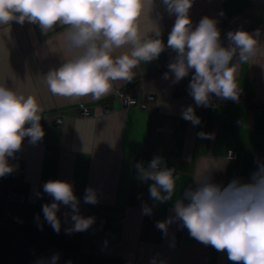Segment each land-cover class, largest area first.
<instances>
[{"label":"crops","instance_id":"1","mask_svg":"<svg viewBox=\"0 0 264 264\" xmlns=\"http://www.w3.org/2000/svg\"><path fill=\"white\" fill-rule=\"evenodd\" d=\"M156 4L152 18L158 21L166 46L176 17L160 0ZM189 16L193 27L205 16L216 19L225 47L227 33L240 29L259 30L264 46V0H193ZM62 31L57 25L45 34L38 25L12 22L11 39L0 38V81L37 99L45 133L35 144L23 141L21 150L9 158L18 167L0 178V264H50L56 254V264H237L228 259L226 250L198 242L185 227L176 230L175 220L166 235L156 223L175 216L174 200L185 189H195L193 177L213 162L219 168L212 170L211 178L221 186L234 178L248 182L256 161L264 162V48L255 62L240 65L237 77L241 92L258 105L245 100L196 106L188 88L192 73L179 83L172 82L171 73L164 79L176 56L167 47L158 59L134 69L131 82L114 84L101 99H73L52 94L44 79L64 62L58 41ZM118 92L129 93L143 106L125 107ZM147 95L154 99L147 100ZM188 106L194 108L199 125L182 118ZM57 117L62 118L58 126ZM229 150L232 156L227 155ZM155 156L179 176L173 200L166 203L150 198L152 181L141 182L135 168L138 162L146 166ZM49 180L72 183L79 214L95 218L88 230L66 232L74 222L70 207L64 205L57 212L60 232L47 223L42 206L53 202L43 192ZM87 188L95 190L96 204L84 203ZM5 191L20 194L22 200L7 198ZM143 205L152 209L151 215L143 214Z\"/></svg>","mask_w":264,"mask_h":264},{"label":"clouds","instance_id":"2","mask_svg":"<svg viewBox=\"0 0 264 264\" xmlns=\"http://www.w3.org/2000/svg\"><path fill=\"white\" fill-rule=\"evenodd\" d=\"M160 2L170 16L176 17L166 46L158 21L152 18L156 0H0V38L11 39L12 22L23 25L27 21L38 25L45 34L57 25L64 29L58 37L64 62L44 76L54 95L99 100L114 90V84L131 82L136 75L134 69L142 62L158 59L167 47L176 56L168 64L164 79H170L171 73L172 82L179 83L192 73L188 88L196 106L208 107L211 94L237 102L241 93L238 69L241 64L255 62L257 53L264 48L260 31H230L225 47L216 19L205 16L193 27L189 16L193 0ZM157 16L162 18L159 13ZM146 19L148 24L144 23ZM47 43L52 50L51 42ZM42 112L33 95L0 81V178L18 167L10 164L9 158L21 150L25 137L33 144L42 140ZM182 118L194 126L200 123L192 106L183 109ZM198 135L212 138L211 134ZM256 163L257 169L248 182L234 178L227 186L212 181V170L219 168L216 162L198 171L193 177L197 187L185 189L174 200L175 216L158 221L156 227L166 235L169 224L182 221L192 238L217 251L226 250L230 261L264 264V162ZM135 168L141 182L152 181L148 191L153 201L173 200L179 176L162 157H153L146 166L138 162ZM43 192L53 199L42 206V212L55 232L61 230L57 216L61 205L70 207L74 222L66 232L86 231L94 223V217L79 214L80 202L72 183L49 180ZM97 202L95 190L87 188L84 203ZM142 212L151 215L152 209L143 205ZM58 259V254L53 255L50 264H56Z\"/></svg>","mask_w":264,"mask_h":264},{"label":"built area","instance_id":"3","mask_svg":"<svg viewBox=\"0 0 264 264\" xmlns=\"http://www.w3.org/2000/svg\"><path fill=\"white\" fill-rule=\"evenodd\" d=\"M261 25L258 26V28H260ZM118 97L120 98V100L122 101V104L125 106V107H128V106H133V105H139V106H143V103L141 102V100H137L134 96L130 95L129 93H126V92H122V93H119L118 92ZM146 99L147 100H152L154 99V97L152 95H147L146 96ZM249 101V103L251 105H258V102H256L254 99H252L251 96H249L248 94H245L243 92L240 93V97H239V100L237 102H234V101H231V100H224V99H220V98H217L215 96V94H211L210 96V104L208 107H214L216 106V104L218 103H230V104H237L239 102H242V101ZM204 107V106H202ZM206 107V108H208ZM82 113L83 114H86L87 111L85 109L82 110ZM62 122V118L61 117H57L54 121L55 125H60ZM30 138L28 137H25L24 138V141L25 140H28ZM228 156H232V152L231 150L228 151ZM4 194L7 196V198H10V199H19V200H22V197L20 196V194L18 193H13V192H9V191H5ZM175 229L178 230V231H182L184 229V226H183V222L182 221H179V220H175Z\"/></svg>","mask_w":264,"mask_h":264},{"label":"water","instance_id":"4","mask_svg":"<svg viewBox=\"0 0 264 264\" xmlns=\"http://www.w3.org/2000/svg\"><path fill=\"white\" fill-rule=\"evenodd\" d=\"M40 124H41V126L43 127V120L41 119V121H40Z\"/></svg>","mask_w":264,"mask_h":264}]
</instances>
